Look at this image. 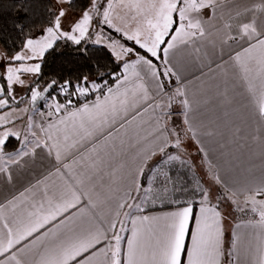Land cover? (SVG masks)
<instances>
[{"label": "snow or ice", "instance_id": "obj_1", "mask_svg": "<svg viewBox=\"0 0 264 264\" xmlns=\"http://www.w3.org/2000/svg\"><path fill=\"white\" fill-rule=\"evenodd\" d=\"M48 5L0 0V264H264V173L226 178L202 112L239 80L264 141V0Z\"/></svg>", "mask_w": 264, "mask_h": 264}, {"label": "crops", "instance_id": "obj_2", "mask_svg": "<svg viewBox=\"0 0 264 264\" xmlns=\"http://www.w3.org/2000/svg\"><path fill=\"white\" fill-rule=\"evenodd\" d=\"M114 8L112 15L116 22H121L120 18L127 15L126 9L120 7L121 4L127 3L128 0H112ZM249 0H240L241 6L246 5ZM68 7L67 3L64 5ZM207 73V69H205ZM188 75V70H185ZM191 77H189L190 79ZM210 83V82H209ZM191 90L195 91L201 88V84L193 82L190 85ZM207 96L212 101L202 109L204 122L209 127L216 129L218 136L216 140L209 144V152L215 163L219 164L226 178L230 180L246 181L252 178H259L264 173V141L253 139L257 135V127L260 125L258 116L259 102L257 97H251L247 92V86L241 81L236 82V95L239 103L233 106H225L216 96L215 90L207 88ZM19 105V108H27L28 112L20 113L17 109L18 116L22 119H16L10 126L14 129L23 130L24 122L27 120L30 108L29 103ZM7 110L0 112V115H7ZM261 134L264 135V126ZM194 149L196 151L195 145ZM6 193L0 188V200ZM112 203H102L100 211L107 212ZM170 210L168 208L153 209L154 214L161 211ZM192 226L190 225V230ZM241 231H245L244 228ZM188 241H186V244Z\"/></svg>", "mask_w": 264, "mask_h": 264}, {"label": "trees", "instance_id": "obj_3", "mask_svg": "<svg viewBox=\"0 0 264 264\" xmlns=\"http://www.w3.org/2000/svg\"><path fill=\"white\" fill-rule=\"evenodd\" d=\"M32 2L35 7L36 16L38 17L42 16V14L46 11V7L49 6L48 0H32ZM73 3H74V11H79L81 0H73ZM112 35L114 38L117 37L116 33H112ZM0 44H2V41H0ZM24 103H28V102L25 101ZM24 103H21V104H24Z\"/></svg>", "mask_w": 264, "mask_h": 264}, {"label": "rangeland", "instance_id": "obj_4", "mask_svg": "<svg viewBox=\"0 0 264 264\" xmlns=\"http://www.w3.org/2000/svg\"><path fill=\"white\" fill-rule=\"evenodd\" d=\"M20 91H23V90H20ZM28 103L25 104V106H27ZM7 115H8V112H7ZM189 151L193 153V155L196 154V151L194 149V146L192 145L190 148H189Z\"/></svg>", "mask_w": 264, "mask_h": 264}]
</instances>
